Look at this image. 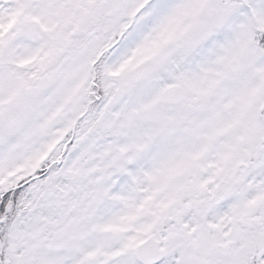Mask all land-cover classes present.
Listing matches in <instances>:
<instances>
[{"label":"snow or ice","instance_id":"snow-or-ice-1","mask_svg":"<svg viewBox=\"0 0 264 264\" xmlns=\"http://www.w3.org/2000/svg\"><path fill=\"white\" fill-rule=\"evenodd\" d=\"M0 264H264V0H0Z\"/></svg>","mask_w":264,"mask_h":264}]
</instances>
